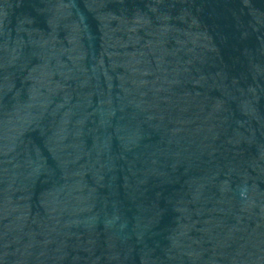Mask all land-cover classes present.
<instances>
[{
	"label": "water",
	"instance_id": "water-1",
	"mask_svg": "<svg viewBox=\"0 0 264 264\" xmlns=\"http://www.w3.org/2000/svg\"><path fill=\"white\" fill-rule=\"evenodd\" d=\"M0 264H264V0H0Z\"/></svg>",
	"mask_w": 264,
	"mask_h": 264
}]
</instances>
